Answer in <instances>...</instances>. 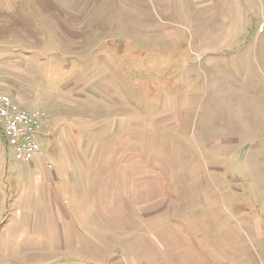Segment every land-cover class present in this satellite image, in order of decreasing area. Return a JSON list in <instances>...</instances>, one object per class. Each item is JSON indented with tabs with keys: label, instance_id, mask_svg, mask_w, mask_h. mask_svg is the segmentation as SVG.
<instances>
[{
	"label": "rangeland",
	"instance_id": "rangeland-1",
	"mask_svg": "<svg viewBox=\"0 0 264 264\" xmlns=\"http://www.w3.org/2000/svg\"><path fill=\"white\" fill-rule=\"evenodd\" d=\"M1 92L0 262L264 264V0H0Z\"/></svg>",
	"mask_w": 264,
	"mask_h": 264
},
{
	"label": "built area",
	"instance_id": "built-area-1",
	"mask_svg": "<svg viewBox=\"0 0 264 264\" xmlns=\"http://www.w3.org/2000/svg\"><path fill=\"white\" fill-rule=\"evenodd\" d=\"M47 121L44 111L29 110L10 94L0 93V139L5 142L7 149L14 148L19 158H38L46 167H51L39 139L46 134Z\"/></svg>",
	"mask_w": 264,
	"mask_h": 264
},
{
	"label": "crops",
	"instance_id": "crops-1",
	"mask_svg": "<svg viewBox=\"0 0 264 264\" xmlns=\"http://www.w3.org/2000/svg\"><path fill=\"white\" fill-rule=\"evenodd\" d=\"M110 74H112V72L109 71ZM26 103V102H25ZM49 120V118H48ZM44 182H39V184H37V192H41V188L44 186L46 189H47V186H48V183L49 182H46V185H42ZM7 184L6 182H0V205L2 206H6L8 203H9V200H6V197L4 196V193H5V188ZM3 210V209H2ZM1 214V212H0ZM53 212L52 211H49L48 212V221H49V224H46V227H49L50 228V232L53 231ZM8 226V223H7V220L3 219V214L0 216V245L3 246L4 244H8L10 243V240L12 238V233L9 229H7L6 227ZM25 234L27 233H22V238H21V235H20V239L18 241L19 244H23L25 245L26 248H28L29 250H36L37 247L40 245L38 244L41 239L39 238V236H41L42 234V231H40V233H35L33 231L30 232L29 236L28 237H25ZM50 238H51V235H50ZM6 241V242H4ZM52 245V244H51ZM5 249V248H4ZM0 264H7L6 261H2L0 262Z\"/></svg>",
	"mask_w": 264,
	"mask_h": 264
}]
</instances>
